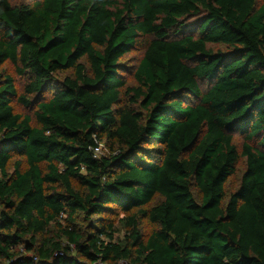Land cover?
<instances>
[{"label":"trees","instance_id":"trees-1","mask_svg":"<svg viewBox=\"0 0 264 264\" xmlns=\"http://www.w3.org/2000/svg\"><path fill=\"white\" fill-rule=\"evenodd\" d=\"M0 264H264V0H0Z\"/></svg>","mask_w":264,"mask_h":264},{"label":"rangeland","instance_id":"rangeland-1","mask_svg":"<svg viewBox=\"0 0 264 264\" xmlns=\"http://www.w3.org/2000/svg\"><path fill=\"white\" fill-rule=\"evenodd\" d=\"M13 4H18L22 2L23 0H10ZM145 49L144 46L141 44L140 46L132 49L130 52H128L120 61V67H119V77L120 79L124 82L125 87L122 92V103L124 105H129L131 104L133 98H134V92L133 89L138 87V84L135 80V72L136 69L140 63V61L143 58ZM84 61V60H83ZM2 72L5 76L12 77L15 80L16 88L19 94H21L24 90L25 84L27 82V79L25 76H20L17 73L16 67L11 64V63H6L2 67ZM72 75V71H68L65 73L58 74L55 79L58 83L62 82L63 78L66 76ZM51 95H47L46 99H49ZM13 107L17 113L20 114H31V111L25 109L23 106L18 104L16 101L13 104ZM138 111H141V108L139 106H134ZM243 138L239 135H235V143L238 146L239 152H242V146H243ZM100 149L101 153L106 154L104 144H100ZM101 156V155H100ZM245 159H241V162L238 166V170L235 176L231 177L228 182L226 183V192H227V197L230 196V194L235 191L241 181L242 174L245 170ZM122 218L120 216L119 218L116 219L117 227L120 232H118L115 235L116 239H121L123 238V231L120 227L119 219ZM152 229L151 226H149L147 223H144V230L145 232H149Z\"/></svg>","mask_w":264,"mask_h":264},{"label":"built area","instance_id":"built-area-1","mask_svg":"<svg viewBox=\"0 0 264 264\" xmlns=\"http://www.w3.org/2000/svg\"><path fill=\"white\" fill-rule=\"evenodd\" d=\"M94 153H95L96 156L102 155L100 146L94 150Z\"/></svg>","mask_w":264,"mask_h":264}]
</instances>
